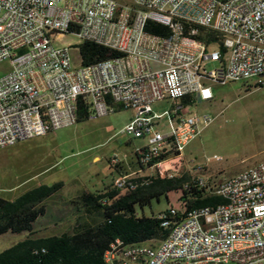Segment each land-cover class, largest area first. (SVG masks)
I'll return each instance as SVG.
<instances>
[{"label": "built area", "instance_id": "built-area-1", "mask_svg": "<svg viewBox=\"0 0 264 264\" xmlns=\"http://www.w3.org/2000/svg\"><path fill=\"white\" fill-rule=\"evenodd\" d=\"M164 25L165 34L145 29L146 21ZM209 34L205 43L196 37ZM72 34V43L61 40ZM81 40L119 52L88 63L73 57ZM209 45H212L211 47ZM216 62L205 69L204 62ZM0 147L76 121L78 103L90 114L130 108L121 128L145 137L133 149L140 168L116 173L120 191L142 183L145 175L179 169L181 149L209 121L188 112L212 97L210 84L253 78L264 84V0H0ZM170 98L164 110L168 130L160 132L156 100ZM192 103V104H193ZM114 167L122 163L113 154ZM205 185L225 201L213 206L176 209L155 215L167 233L155 240L108 241L105 264H264V158ZM187 188V185L184 186ZM252 193L253 201H238ZM183 212V213H182Z\"/></svg>", "mask_w": 264, "mask_h": 264}, {"label": "rangeland", "instance_id": "rangeland-1", "mask_svg": "<svg viewBox=\"0 0 264 264\" xmlns=\"http://www.w3.org/2000/svg\"><path fill=\"white\" fill-rule=\"evenodd\" d=\"M60 39L72 43L76 37L66 33ZM70 53L75 57L77 49L71 46ZM214 67L216 62H204L205 69ZM5 70V64L0 63V74ZM253 80L211 83L212 97L188 106L189 113H205L210 119L200 123L197 133L182 147L183 163L180 162L178 172L187 170L212 184L264 158V84L256 85ZM171 104L172 100L165 98L150 105L152 111L161 113L157 127L162 133L168 130L163 111ZM131 114L130 108L90 114L0 147V197L12 198L40 182L62 181V186L44 201L45 212L32 222L31 235L67 231L75 219H95L77 210L73 199L81 191L101 188L111 181L116 175L115 167L108 161L111 155L118 158L121 166L130 162L131 168L137 167L133 149L144 144L145 137H132L121 131ZM178 195L179 191L170 190L153 196L148 203L135 204L134 212L156 214L170 205L179 209ZM25 234V230L0 233V249Z\"/></svg>", "mask_w": 264, "mask_h": 264}, {"label": "trees", "instance_id": "trees-1", "mask_svg": "<svg viewBox=\"0 0 264 264\" xmlns=\"http://www.w3.org/2000/svg\"><path fill=\"white\" fill-rule=\"evenodd\" d=\"M144 27L155 33L167 32L164 25L149 20ZM202 33V28H199L195 36L205 43L213 40L209 34ZM77 52L81 63L119 54L116 50L88 40L77 43ZM178 102L193 103L189 95L179 97ZM76 112V121L89 116L84 103L77 104ZM144 178V182L129 190L120 191L110 182L101 188L81 191L73 199L76 208L95 216V219L90 222L75 219L70 230L45 235H31L32 222L45 212L44 201L62 186L61 180L37 183L12 198L0 197V233L21 230L27 233L0 249V264H105L101 253L110 239L119 237L125 242H134L162 238L167 233L169 226L161 225V219L155 214L137 215L134 212L135 204L148 203L151 197L170 190L179 191L183 212L225 201L205 185H197V176L187 170L176 171L175 174L174 170H167L161 176L152 174Z\"/></svg>", "mask_w": 264, "mask_h": 264}, {"label": "crops", "instance_id": "crops-1", "mask_svg": "<svg viewBox=\"0 0 264 264\" xmlns=\"http://www.w3.org/2000/svg\"><path fill=\"white\" fill-rule=\"evenodd\" d=\"M93 158H96V156H93ZM181 162L183 163L182 158H181ZM129 164H130V162L128 164H124L125 168H124L123 165H122L123 167L122 166L121 167H115L116 173L123 172V171H128V170H132V171H137V173H139V174H147L150 171L149 168H143V167L140 168L137 165V163H136L137 167L134 166V168H131ZM110 182L111 181H109L108 183H110ZM154 239L157 240V238H154Z\"/></svg>", "mask_w": 264, "mask_h": 264}, {"label": "bare ground", "instance_id": "bare-ground-1", "mask_svg": "<svg viewBox=\"0 0 264 264\" xmlns=\"http://www.w3.org/2000/svg\"><path fill=\"white\" fill-rule=\"evenodd\" d=\"M135 186H137V183H128V190L133 189ZM238 201L241 202L253 201V194L252 193L238 194Z\"/></svg>", "mask_w": 264, "mask_h": 264}]
</instances>
